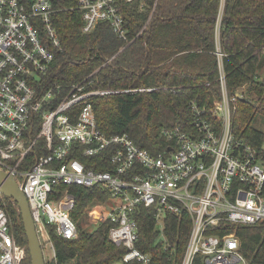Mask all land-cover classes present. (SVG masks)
<instances>
[{"label":"built area","instance_id":"2783aa9c","mask_svg":"<svg viewBox=\"0 0 264 264\" xmlns=\"http://www.w3.org/2000/svg\"><path fill=\"white\" fill-rule=\"evenodd\" d=\"M136 2L140 10L147 6V0H77L82 32L92 33L107 23L128 42L124 6ZM58 3L0 0V171L14 177L27 197L47 264L57 262L51 227L67 240L79 236L72 216L76 196L59 186L100 187L111 195L89 212V221L96 226L111 223L110 240L127 250L121 263L154 264L138 246L137 212L144 207L154 211L157 240L163 238L166 252L171 247L164 233L167 216L190 218L181 264H195L198 256L204 264H250L239 229L264 225V155L234 133L237 96L228 94L219 38L221 97L213 103L212 116L203 117L193 104L194 128L164 129L169 148L152 154L128 134L109 136L98 126L95 99L123 91L94 90L81 83L63 96L61 87L49 86L48 73L62 50L55 23V15L63 11ZM224 4L221 0L222 9ZM41 139L48 153L34 155ZM80 146L86 157L107 154L111 170L88 169L80 159L70 158ZM8 200L14 202L0 188V264H32L28 247L12 230Z\"/></svg>","mask_w":264,"mask_h":264},{"label":"trees","instance_id":"16d2710c","mask_svg":"<svg viewBox=\"0 0 264 264\" xmlns=\"http://www.w3.org/2000/svg\"><path fill=\"white\" fill-rule=\"evenodd\" d=\"M156 1L152 20L141 33ZM58 6L63 8L55 15L62 50L56 52L47 82L50 87H61L63 96L81 83L94 90L123 91L94 101L98 126L107 135L126 133L138 147L157 154L170 145L164 129L178 125L185 131L194 128L193 104L203 117H211L213 103L221 97L216 55L219 38L228 94L241 95L233 115L234 133L264 155V131L253 127L256 116H264V79L260 76L264 70V0H225L223 9L221 0H147L144 10L138 2L126 4L128 42L118 38L107 23L83 33L77 0H59ZM44 143L41 139L34 155L48 153ZM79 151L74 150L70 158L80 159L88 169L111 170L107 154L92 158L84 156L83 147ZM58 189H68L76 196L72 216L79 236L67 240L51 227L57 262L50 264L119 263L127 250L110 240L111 223H102L91 232L82 225L83 215L106 204L111 195L100 187ZM6 211L18 242L28 247L18 206L8 200ZM137 222L138 246L153 257L154 264H181L191 233L189 217L167 216L164 233L171 245L167 252L157 240L154 211L142 207ZM239 236L250 264H264V225L240 227ZM28 260L31 262L29 251ZM195 264H204L201 256Z\"/></svg>","mask_w":264,"mask_h":264},{"label":"water","instance_id":"95a60500","mask_svg":"<svg viewBox=\"0 0 264 264\" xmlns=\"http://www.w3.org/2000/svg\"><path fill=\"white\" fill-rule=\"evenodd\" d=\"M236 96L237 98H241L239 93L236 94ZM0 188L6 197L14 201L21 213L25 233L27 236L28 251L31 257V263L47 264L32 218L30 205L24 192L18 187L14 177L8 176L2 171H0Z\"/></svg>","mask_w":264,"mask_h":264},{"label":"rangeland","instance_id":"374dc122","mask_svg":"<svg viewBox=\"0 0 264 264\" xmlns=\"http://www.w3.org/2000/svg\"><path fill=\"white\" fill-rule=\"evenodd\" d=\"M223 12V10L221 11V13ZM260 76H261V80L264 79V70L260 73ZM245 91V88H242L241 89V92H244ZM253 127L257 130H260V131H264V116H262L261 114H258L256 116V121L255 123L253 124ZM100 205L94 207L93 209L95 208H98ZM89 212H86L83 217H82V225H83V228L86 229L87 231L91 232L93 231L97 226L93 223H91L89 220ZM159 241H163V238L160 237L159 238ZM46 257L48 258L49 257V253L48 251H46ZM117 264H124V263H117Z\"/></svg>","mask_w":264,"mask_h":264}]
</instances>
